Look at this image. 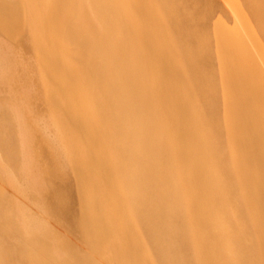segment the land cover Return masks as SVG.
<instances>
[{
	"label": "bare ground",
	"instance_id": "1",
	"mask_svg": "<svg viewBox=\"0 0 264 264\" xmlns=\"http://www.w3.org/2000/svg\"><path fill=\"white\" fill-rule=\"evenodd\" d=\"M222 1L0 0L39 68L2 50L0 82L42 92L0 101V178L39 210L0 186V264H264V83L230 22L264 48V0Z\"/></svg>",
	"mask_w": 264,
	"mask_h": 264
},
{
	"label": "rangeland",
	"instance_id": "2",
	"mask_svg": "<svg viewBox=\"0 0 264 264\" xmlns=\"http://www.w3.org/2000/svg\"><path fill=\"white\" fill-rule=\"evenodd\" d=\"M213 1V5H214V7L216 8V10H220L221 12H222V14L223 15H225L226 17H231L232 16V12H231V8H229L227 5L225 6L224 4V1H222V0H212ZM216 2V3H215ZM225 7H226V9H225ZM227 10V11H226ZM235 12V11H234ZM227 13H228V15H227ZM237 17V18H236ZM235 18H233V20H231L230 19V22L232 21V22H235V24H237L239 27V37H240V40L241 41H243V43L242 44H244V45H246V49L248 48V50L251 52V55L250 56H252L253 58H254V60L257 62V63H260L259 65H257V66H259L260 68V71H262V73H261V75L263 76V77H259V76H261V75H258V79H259V83H260V86H262V84L264 83V48H257L256 46H254V44L253 43H251L252 41L250 40V41H248V37L249 36H251L250 34V32H247L246 31V26H244L243 24H245V23H243L244 21L243 20H241V17H238V16H236ZM229 20V19H228ZM211 23V24H210ZM206 26L208 27V28H210L211 29V27L213 28V25H212V22L211 21H208V23H206ZM241 26V27H240ZM243 27V28H242ZM244 27H245V29H244ZM246 31V32H245ZM243 34H247V35H243ZM245 36V37H244ZM263 36V35H262ZM252 37V36H251ZM253 38V37H252ZM262 38H264V37H262ZM245 40V41H244ZM0 52L2 51V50H6V52L8 53V52H12V53H14L13 54V56L14 57H16L17 59H18V70L20 71V72H26V79L29 77V76H31L33 73H34V71L36 72L37 70H39V68H38V65H37V58H36V55L31 51V50H28V48L26 47V45H24V44H21V43H19V42H12L10 39H9V37L7 36V34L4 32V30H2L1 28H0ZM9 45V46H8ZM7 46V47H6ZM240 46H241V44H240ZM11 49H10V48ZM241 47H243V46H241ZM251 47H252V49H251ZM6 48V49H5ZM255 48V49H254ZM8 49H10V50H8ZM263 51V52H262ZM3 52H5V51H3ZM255 52V53H254ZM254 53V54H253ZM257 53V54H256ZM16 54V55H15ZM18 54V55H17ZM218 54H219V52H218ZM263 54V55H262ZM21 55V56H20ZM219 56H220V54H219ZM19 57H20V59H19ZM21 58H23V59H21ZM219 58V64H218V66H220V62L222 61V63H223V60L221 59V57H218ZM249 58V57H248ZM252 58V59H253ZM25 59V60H24ZM20 60H22V61H20ZM28 60H31V62H29ZM22 62V64L20 63V62ZM26 61V62H25ZM29 62V63H28ZM26 63L27 64H29V65H31V64H34V66H31V69L30 68H28L27 66H26ZM25 67H24V66ZM213 67L215 68V69H217V63L214 61V63H213ZM22 66L24 67V68H22ZM30 67V66H29ZM226 63H225V65H224V69L222 70V71H224V72H226ZM37 70H36V69ZM33 69V70H32ZM33 73H32V72ZM2 73L3 72H1V74L0 75H2ZM31 73V74H30ZM31 80L30 81H25L23 84H20V83H14V85L13 84H11V85H9L8 84V82L7 81H5V82H0V101H4V99H7V100H9V99H11V98H13L12 97V95L11 94H13V96H14V91H18V90H20L21 89V91H28L29 89V91L30 92H32V93H36L37 95L39 94L40 95V93H42L41 91H40V87H38V84H36L37 82L35 81V79H32V78H30ZM262 79V80H261ZM27 86H25V85ZM13 85V86H12ZM32 87H31V86ZM264 85V84H263ZM8 86V87H7ZM15 86L17 87V89L15 88ZM21 86L23 87V88H21ZM12 87V88H11ZM264 87V86H263ZM3 89V90H2ZM33 90V91H32ZM233 89L229 86V90H228V104H229V114H228V116H229V123H230V127H231V130H232V126L234 127L235 125V119H234V109H235V113H237V108H236V101L234 100V98H233V95H232V91ZM264 90V89H263ZM13 91V92H12ZM28 91V92H29ZM36 91V92H35ZM9 92V93H8ZM12 92V93H11ZM29 92V93H30ZM11 93V94H10ZM35 94V95H36ZM232 95V96H231ZM233 98V99H232ZM229 100H230V102H229ZM30 104V103H29ZM31 105V104H30ZM32 109L34 108L35 109V111L38 113V114H36V115H40V117H39V120H40V122H42V124L43 123H46V122H48L49 121V119H50V114H49V106H48V104H47V101H45V100H42V99H36L35 101H33V104H32ZM234 107V108H233ZM40 110V111H39ZM45 116V117H44ZM47 117V118H46ZM46 119V120H45ZM46 121V122H45ZM51 127H52V129H51ZM235 128V127H234ZM47 130L48 131H51V132H53L54 134L56 133V129H55V126L52 124V125H50L48 128H47ZM25 136V135H24ZM25 139V138H24ZM23 139V140H24ZM28 139V138H27ZM232 139H233V134H232ZM29 140V139H28ZM26 141V140H25ZM31 146H32V144H31ZM1 154H2V151L0 150V157H1ZM29 154V153H28ZM26 158H28V155H26ZM35 171V169H33L32 170V172H34ZM32 175H34L35 177H37L36 175H37V171H35L34 173H31ZM27 177H32L31 175H28L27 174ZM7 178V177H6ZM6 178L5 179H1L0 178V186L1 187H3L6 191H7V193H9L12 197H15L14 199L17 201V202H20V203H22V204H24V205H26L27 207H29L31 210H33V211H38L39 212V210H38V208H37V206L35 205V203H33L29 198H28V195L24 192V191H21V190H18L17 188H15V187H13L14 186V184H12V181H6ZM33 178V177H32ZM31 178V179H32ZM7 183H11L10 185L9 184H7ZM7 186V187H6ZM21 189H22V187H21ZM23 190V189H22ZM25 194H26V196H25ZM72 202H73V199L71 200ZM50 216H48L47 218H49ZM51 220V224L56 228V229H58L59 231H61L62 233H65V234H67L68 236H70V238H72V240L73 241H75L77 244H78V246H84L85 245V243H84V240L82 239V237L80 236V235H78L77 233H74V232H71V231H69V228L68 227H66L65 225H61V222L59 221V220H57L56 218H54V217H50L49 218V221ZM66 228V229H65Z\"/></svg>",
	"mask_w": 264,
	"mask_h": 264
}]
</instances>
